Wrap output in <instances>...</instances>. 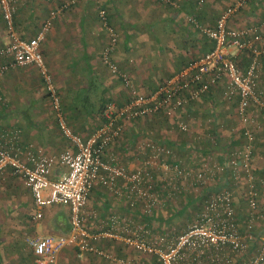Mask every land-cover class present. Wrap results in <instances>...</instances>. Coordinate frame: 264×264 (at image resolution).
<instances>
[{
  "label": "crops",
  "instance_id": "0c3cea01",
  "mask_svg": "<svg viewBox=\"0 0 264 264\" xmlns=\"http://www.w3.org/2000/svg\"><path fill=\"white\" fill-rule=\"evenodd\" d=\"M65 1L16 0L12 32L21 39L34 37L50 12ZM237 1L206 0L198 5L197 0H183L173 6L159 0H101L98 4L93 0H76L72 8L52 19L39 45L60 110L53 108L37 66L13 67L2 76L0 83V139L5 132L18 129L19 143L30 144L43 154L57 156L65 148L75 151L76 145L66 129L87 140L100 134L106 120L103 116L106 104L114 102L122 106L128 101L129 88L121 75L112 73L101 58L109 37L98 16L99 6L106 9L109 23L118 35L112 60L144 93L160 80L178 74L190 60L200 58L212 48L213 40L188 17H195L201 25L210 27ZM263 21L264 0H244L229 15L226 24L235 29ZM261 27L264 31V26ZM8 33L0 8V47L8 42ZM259 45L264 49V40ZM231 54L241 67H246L247 51L232 46ZM2 62L0 57V65ZM225 85V80H220L200 99L170 116L160 113L125 124L120 136L106 148V158L114 157L132 170L154 156L152 145L164 147L169 152L158 156L165 157L168 164L179 167L191 178L174 170L165 171L155 164L146 186H151L150 191L158 202L149 213L125 194V184L117 185L118 193L101 185L94 186L88 196L84 220L88 231L143 232L148 239L163 236L165 243H170L191 225L177 227L171 224L172 219L188 212L193 204L196 213L188 216H193L192 222H196L207 197L217 195L219 190L220 185L211 181L219 179L221 174L226 176L227 171L224 169L220 173L215 166L206 173L204 178L208 183L203 187L189 189L184 184L193 182L194 173L202 163L207 162L212 167L215 163L222 166L228 163L227 152L241 145L243 125L236 101L223 97ZM256 92L262 103L253 102L248 108L256 133L252 161L259 176L264 178V54L256 75ZM179 122L186 124V130L179 128ZM61 172V166L56 163L50 177L58 179ZM161 183H174L176 188L162 191L157 188ZM261 191L264 199V190ZM181 196L184 200L177 207L174 200L180 202ZM35 211L30 188L20 176L7 171L0 179V264H37L36 255L28 244L30 237L70 233L67 205L53 204L43 208L40 219L33 217ZM172 225L175 230L171 229ZM95 245L105 254L80 253L75 245H65L58 252L57 264H158L154 254L138 251L121 238L102 236L96 239ZM225 254L227 258L222 259L223 254L221 261H212L210 255L201 258L199 264H239L246 257V254L242 257L233 254L228 248ZM185 262L197 264L190 256Z\"/></svg>",
  "mask_w": 264,
  "mask_h": 264
},
{
  "label": "built area",
  "instance_id": "2783aa9c",
  "mask_svg": "<svg viewBox=\"0 0 264 264\" xmlns=\"http://www.w3.org/2000/svg\"><path fill=\"white\" fill-rule=\"evenodd\" d=\"M97 1L101 2V0ZM159 1L177 6L183 0ZM205 1L197 0V3L202 5ZM243 1L238 0L234 6L227 7L210 27L201 25L195 17H188L191 23L213 40L212 48L200 58L190 60L178 74L160 80L156 89L149 94L141 93L131 83L127 74L121 73L112 60L111 53L116 46L118 35L109 23L106 9L99 6L98 16L109 37L101 58L112 73L121 75L124 85L129 88L128 101L122 106H117L114 102L106 104L103 109L106 120L100 128V134L87 140H82L80 136L66 129L65 132L76 145L75 151L65 148L57 156L43 154L30 144L21 145L18 141L20 137L18 129L5 132L0 139V179L5 177L7 171L23 179L34 198L36 211L33 217L40 219L42 209L53 204L67 205L70 211L71 230L68 235L32 236L28 239V244L36 255L37 264H57L58 252L65 245H75L80 253L104 255L105 253L95 245L96 239L102 236L121 238L138 251L154 254L158 264H186L187 256L199 262L201 258L210 255V259L217 262L221 261L220 256L223 254L221 258H227L226 248L233 254L243 253L248 249L246 240L239 236L232 193L227 186L207 200L196 223L178 234L170 243H165L163 236L148 239L143 232L123 234L103 230L93 233L84 226L88 196L96 185L118 193L117 185L125 184V194L133 202L139 203L144 212L149 213L158 202L154 192L150 191V186H146V181L150 179L151 169L155 164H159L165 171L174 170L178 174L188 175L179 167L168 164L165 157L158 156L159 153L169 152L164 147L152 145V149L155 150L154 156L145 159L142 164L132 170L126 169L114 157L106 158L105 150L120 136L126 123L160 113L170 116L176 110L200 99L212 86L223 79L226 82L223 97L226 100L236 101L245 141L242 149L228 157V162L234 169L240 166L244 171L249 182V206L253 210L256 209L257 192L252 184L255 177L251 167L255 131L248 108L253 102L262 103L256 92V75L261 55L264 54V49H261L259 45L264 40V31L261 27L264 26V21L235 29L227 27L229 15L239 8ZM75 3L76 0L61 3L57 9L50 12L49 18L34 37L21 39L12 32V16L16 9V0H0L3 19L9 31L8 42L0 47V57L3 58L0 65V83L2 76L9 69L33 64L37 66L43 77L53 108L60 110V102L39 45L52 19L58 13L72 8ZM232 46L237 50L247 51L249 61L246 67H241L233 58ZM178 126L182 130L187 128L183 122H179ZM56 163L61 166L62 172L58 179H52L50 175ZM215 164L213 168L207 162L202 163V167L194 173L195 179L202 180L207 172H211L215 166L218 168ZM247 227L248 238L251 239L252 224L248 223ZM241 264H264V237L260 239L255 255Z\"/></svg>",
  "mask_w": 264,
  "mask_h": 264
},
{
  "label": "rangeland",
  "instance_id": "374dc122",
  "mask_svg": "<svg viewBox=\"0 0 264 264\" xmlns=\"http://www.w3.org/2000/svg\"><path fill=\"white\" fill-rule=\"evenodd\" d=\"M94 2L96 4H98L97 0H93V3ZM104 108H105V106L103 107V109ZM253 126H254V124H253ZM255 134H254V137H255ZM244 144H245V141L243 138V132H241V145L237 146L235 148H231V150L229 152H227L228 154H230V155H227V157L230 158L232 156L233 152H237L238 150L242 149ZM252 147H253V149L255 147V138L252 142ZM253 152H254V150H253ZM253 152H252V156H253ZM251 161H252V159H251ZM218 169L220 170V173H222V171L224 169H226L227 175L225 176L224 174L223 175L221 174L219 179H216L214 182L213 181H211V182L214 185H216V184L220 185L218 192L220 190L224 189L225 186L230 188L231 193H232V196H231L232 201L234 203L235 211H236V215H237V229L239 232V236L244 238L247 242V245H248V249L245 252L237 254L238 256H241V257L246 254L245 259L240 261L239 264H241L242 262L248 261L250 258H252L255 255V253L257 252V247H258V244L260 242V239L262 237H264V199H262V197H261L262 191H257V189L255 187V184H257V185L260 184V186L264 190V178H261V176H259V174L254 175L256 180L254 179V181H252V184H254V189L257 192V203L258 204H257L256 209L253 210L250 208L249 201H248V199H249L248 198L249 182H248L247 177L245 176V173L242 170V168H240V166H239L238 168L234 169L233 166L228 162V163L223 164V166L218 165ZM187 176L190 177L189 175H187ZM207 181L208 180H206V178H203L202 180H199V181L194 179L193 182L191 181L192 183L190 181H186V183L184 185H187V188H189V189H190V187H192V189H193L195 187L198 188L200 186H202V187L205 186ZM209 181H210V178H209ZM174 185H175L174 183H170L167 185L164 183H161V184H159V187H157V188L158 189L160 188L162 191H166V190L174 191L176 188V186L174 187ZM158 189H156V190H158ZM212 197H214V195L207 197L206 200H209ZM180 199H181L180 202L179 201L175 202V200H174V203L177 207L184 200L183 196H181ZM193 212L196 213V207L194 206V204L190 206V210L188 212L186 211V212H184L183 215H178L177 217L173 218L171 221V224H176L175 226H177V227L179 226V224H191V225L195 224L196 222H192L193 216H190V215L188 216L189 213H193ZM186 213H187V215H186ZM200 213L201 212H199V214ZM199 214H198V216H199ZM198 216H197V219H198ZM189 217H191V218H189ZM262 222H263V224H261ZM248 223L252 224V230L250 231L251 236H252L251 239L248 238V234H249V229L247 227ZM172 227H173V225L171 226V229L175 230V227L174 228H172ZM195 263L199 264V262H195Z\"/></svg>",
  "mask_w": 264,
  "mask_h": 264
},
{
  "label": "trees",
  "instance_id": "16d2710c",
  "mask_svg": "<svg viewBox=\"0 0 264 264\" xmlns=\"http://www.w3.org/2000/svg\"><path fill=\"white\" fill-rule=\"evenodd\" d=\"M156 87H157V84L152 88V89H150V90H148L147 92H142L143 94H149V93H151L154 89H156ZM254 150V149H253ZM253 150H252V152H253ZM251 167H252V169H253V174L254 175H257L258 174V172H257V168H255V166L253 165V161H251ZM255 180H256V178H255ZM255 187H256V189H257V191H261L263 188L260 186V184L259 185H257V184H255ZM259 189V190H258ZM189 227V226H188ZM187 227V228H188ZM239 233V232H238Z\"/></svg>",
  "mask_w": 264,
  "mask_h": 264
}]
</instances>
